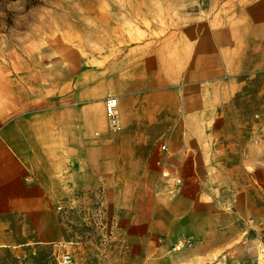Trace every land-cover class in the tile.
Wrapping results in <instances>:
<instances>
[{
	"label": "crops",
	"instance_id": "crops-1",
	"mask_svg": "<svg viewBox=\"0 0 264 264\" xmlns=\"http://www.w3.org/2000/svg\"><path fill=\"white\" fill-rule=\"evenodd\" d=\"M174 3H186L176 7L175 25L159 38L145 31L147 39L120 55L73 48L63 57L58 46L43 58L0 60V259L3 246L56 242L49 233L59 206V238L68 236L78 226L67 213L73 197L90 204L99 189L113 208L137 211L129 239L154 250L134 256L140 264L163 263L154 237L168 245L185 235L200 240L177 264L205 263L227 243L212 165L218 147L260 160L252 140L219 145L213 137L232 125L243 85L264 72V0ZM110 96L118 98V130L105 112ZM162 171L170 174L166 190L182 180L168 198L154 193Z\"/></svg>",
	"mask_w": 264,
	"mask_h": 264
},
{
	"label": "rangeland",
	"instance_id": "rangeland-1",
	"mask_svg": "<svg viewBox=\"0 0 264 264\" xmlns=\"http://www.w3.org/2000/svg\"><path fill=\"white\" fill-rule=\"evenodd\" d=\"M185 4L174 0H0V60L21 61L32 53L43 58L58 46L67 49L63 57L64 53L69 57L73 48L101 58L120 55L132 42L147 39L145 31L154 33L150 38L162 37L160 32L176 23V7L185 8ZM55 53L59 55V50ZM256 76L254 82L243 85L237 100L239 112L228 120L232 125L217 131L213 141L238 146L252 140V158L260 161L252 164L250 157L242 160L239 148L226 152L218 147L222 151L218 149L212 165L218 178L214 186L220 190L217 206L225 223L220 231L227 243L202 264H264V72ZM244 147L248 155L250 146ZM163 179L162 174L156 179L154 193L163 198L175 195L180 186L166 190L161 185ZM84 197L75 194L72 199L67 213L78 220V226H68V236L59 238V215L65 212L59 206L52 215L56 225L49 233L58 237L56 242L3 246L0 264H59L66 252L71 254L73 264H140L134 256L154 252L149 244L129 239L126 226L138 225L131 219L137 211L122 205L113 208L102 189L94 192L90 204L80 201ZM211 238L219 240L218 235ZM153 241V247L164 246L162 264H177L185 250L200 242L192 235L170 245L162 236ZM179 245L181 248L175 249Z\"/></svg>",
	"mask_w": 264,
	"mask_h": 264
},
{
	"label": "built area",
	"instance_id": "built-area-1",
	"mask_svg": "<svg viewBox=\"0 0 264 264\" xmlns=\"http://www.w3.org/2000/svg\"><path fill=\"white\" fill-rule=\"evenodd\" d=\"M106 116L114 130H118L120 127L119 118H118V98L115 96H110L107 98L106 107H105ZM161 151L168 153L169 149L166 144L161 145ZM160 164V162H159ZM169 173L166 171H162V177H169ZM182 184V180L180 178H176V185L180 186ZM181 246H176L175 249H180ZM59 264H73V258L69 252L64 253L60 256Z\"/></svg>",
	"mask_w": 264,
	"mask_h": 264
},
{
	"label": "bare ground",
	"instance_id": "bare-ground-1",
	"mask_svg": "<svg viewBox=\"0 0 264 264\" xmlns=\"http://www.w3.org/2000/svg\"><path fill=\"white\" fill-rule=\"evenodd\" d=\"M18 106V105H17ZM17 108V107H16Z\"/></svg>",
	"mask_w": 264,
	"mask_h": 264
}]
</instances>
